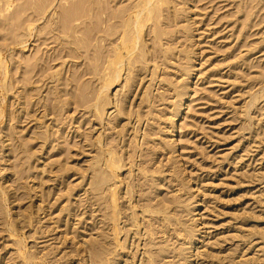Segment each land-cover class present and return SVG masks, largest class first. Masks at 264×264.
<instances>
[{"label":"rangeland","instance_id":"rangeland-1","mask_svg":"<svg viewBox=\"0 0 264 264\" xmlns=\"http://www.w3.org/2000/svg\"><path fill=\"white\" fill-rule=\"evenodd\" d=\"M144 2L0 0V264H264V0Z\"/></svg>","mask_w":264,"mask_h":264},{"label":"bare ground","instance_id":"bare-ground-1","mask_svg":"<svg viewBox=\"0 0 264 264\" xmlns=\"http://www.w3.org/2000/svg\"><path fill=\"white\" fill-rule=\"evenodd\" d=\"M40 1V0H39ZM147 2H144L145 3V7H147V6H149L150 4H152V0H146ZM44 2H46V1H44ZM43 2V3H44ZM41 3V2H40ZM46 4V3H45ZM50 4V3H49ZM43 4H41V6H42ZM45 6V5H44ZM50 6V5H49ZM141 6H143V5H141ZM43 7V6H42ZM145 7H143V10L145 9ZM151 7L152 6H150V8H148V11L151 9ZM37 8V7H36ZM40 8V7H39ZM38 8V9H39ZM44 8V7H43ZM47 8V7H46ZM49 8V7H48ZM47 8V9H48ZM139 8H141V7H139ZM47 9H45V10H47ZM138 9V8H137ZM40 10V9H39ZM78 10V9H77ZM142 9H140L139 11L140 12H142L141 11ZM146 10V9H145ZM147 11V10H146ZM44 12H46V11H44ZM83 12H84V10H83ZM83 12H82V14H83ZM140 12L139 13H137V15H135L134 17H129V19L132 21H134L133 23L132 22H130L131 24H133V27H135L136 26V24H139V25H142V23H143V21L141 22L140 20H138L140 17H139V15H140ZM150 12L151 11H149V13L148 14H150ZM81 15V14H80ZM78 16V15H77ZM77 16H76V18H77ZM84 16V15H83ZM82 16V17H83ZM81 17V16H80ZM79 17V18H80ZM81 17V18H82ZM75 18V19H76ZM80 18V19H81ZM133 18V19H132ZM69 19V18H68ZM73 19V18H72ZM78 19V18H77ZM146 19V18H145ZM66 21V20H65ZM70 21H72V20H70ZM77 21V20H76ZM78 21H80V20H78ZM140 22H141V24H140ZM69 25H70V23H68ZM80 24V23H79ZM82 24H84V22L82 23ZM144 24V23H143ZM71 25H74V24H72V22H71ZM70 25V26H71ZM78 25V24H77ZM77 25H75V26H77ZM135 25V26H134ZM129 26V25H128ZM144 26V25H143ZM69 27V26H68ZM72 27V26H71ZM79 27V26H78ZM78 27H76V29L78 28ZM142 27V26H141ZM74 28V27H73ZM136 28V27H135ZM66 29V28H65ZM138 29V30H137ZM140 29L141 28H139V26L133 31V33H130L129 35H125V37H124V39H123V41H122V47L124 48V50L127 52V54H130L134 49H135V46H136V35L139 33V31H140ZM63 32H64V30H63ZM68 32H69V30H68ZM67 31H66V33H68ZM73 31H70V33H72ZM74 33V32H73ZM75 34V33H74ZM76 34H77V32H76ZM76 34H75V36H76ZM67 35H70L69 33L67 34ZM64 36V35H63ZM65 36H66V34H65ZM71 36V35H70ZM68 39H69V37H67ZM71 38H73V37H71ZM70 38V39H71ZM77 38V37H76ZM75 38V39H76ZM78 39V38H77ZM76 41H79V40H76ZM121 62L122 61H120V57L119 58H115L111 63H110V65L112 66V65H119V64H121ZM116 72H117V70H115L114 71V73L113 74H111L112 76H115L116 75ZM103 89H106V90H108L109 89V87H107V84H105L104 86H103ZM115 159V157L114 156H112L111 155V158H110V160H108L107 161V163H106V165H107V168H108V170L109 171H111V176H108V180H110V178H112V176H113V172L114 171H119L121 168H122V166L120 165V162L119 163H116V161L114 160ZM108 198L110 199L111 198V203L109 202V207L110 206H113V218H111V221H112V223L113 224H115L116 225V223H117V217H116V211L114 210V209H116V208H119V203H118V205H117V201H116V191H111V192H109V194H108ZM112 204V205H111ZM135 220L137 219L135 216L133 217ZM109 219H110V217H109ZM112 224V225H113ZM114 236L115 237H117L119 234H120V232H121V229H119V230H117V229H115L114 231ZM106 252H110V249L108 248L107 249V251ZM125 254H123V256H124ZM122 256V257H123ZM104 262H105V264H110L109 262H107L106 261V259H105V256H104ZM101 264V263H100Z\"/></svg>","mask_w":264,"mask_h":264}]
</instances>
